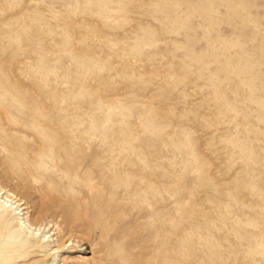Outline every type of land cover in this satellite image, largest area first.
<instances>
[{
    "label": "rangeland",
    "instance_id": "1",
    "mask_svg": "<svg viewBox=\"0 0 264 264\" xmlns=\"http://www.w3.org/2000/svg\"><path fill=\"white\" fill-rule=\"evenodd\" d=\"M0 192V264H264V0H0Z\"/></svg>",
    "mask_w": 264,
    "mask_h": 264
},
{
    "label": "bare ground",
    "instance_id": "2",
    "mask_svg": "<svg viewBox=\"0 0 264 264\" xmlns=\"http://www.w3.org/2000/svg\"><path fill=\"white\" fill-rule=\"evenodd\" d=\"M0 207L1 208H12L15 209L17 208L16 206L12 205L11 199H9V197L7 195L3 196L1 195L0 192ZM18 213V212H17ZM22 215V214H21ZM16 224H17V234L16 236H22L24 239L27 238L30 235H35L36 232H38L35 227H32L26 220V218L24 219V217H19L17 216L16 218ZM43 236V235H41ZM44 237V236H43ZM54 264V261H52Z\"/></svg>",
    "mask_w": 264,
    "mask_h": 264
}]
</instances>
